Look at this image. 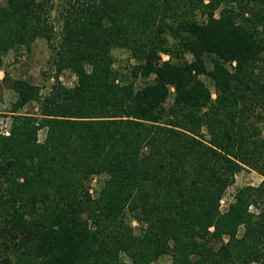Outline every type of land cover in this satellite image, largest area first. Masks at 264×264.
<instances>
[{
    "label": "trees",
    "instance_id": "1",
    "mask_svg": "<svg viewBox=\"0 0 264 264\" xmlns=\"http://www.w3.org/2000/svg\"><path fill=\"white\" fill-rule=\"evenodd\" d=\"M220 1L64 0L56 39L55 0H5L0 49L41 36L55 82L44 95L12 85L0 264H264V0H226L237 10L215 16ZM114 47L129 54L124 74L111 67ZM67 69L71 87L58 77ZM32 100L36 116L16 114ZM245 167L263 178L221 212ZM93 174L106 175L95 198Z\"/></svg>",
    "mask_w": 264,
    "mask_h": 264
},
{
    "label": "rangeland",
    "instance_id": "2",
    "mask_svg": "<svg viewBox=\"0 0 264 264\" xmlns=\"http://www.w3.org/2000/svg\"><path fill=\"white\" fill-rule=\"evenodd\" d=\"M64 0H55V7L51 11V17L55 23L56 32L55 38L60 37V11L61 4ZM5 4V0H0V6ZM234 7L237 10L235 2L229 3L226 0H221L219 6L215 9L214 15L219 16V12L223 8ZM196 19L202 20L203 16L200 11H196L194 14ZM26 42H9L6 49H0V135L8 136L10 128L12 126V112L17 103V92L13 89V83L15 80H25L30 84L38 87L40 94L44 95L51 89L52 84L55 82L54 71L52 68V50L47 45V42L41 36L27 37ZM113 70H118L124 74L127 69L126 65L131 63L129 60L128 52L121 47H114L111 49ZM163 59H168V56L162 54ZM188 59L191 55L186 54ZM207 58V57H206ZM264 58V53H263ZM207 67H211L209 59H206ZM229 68V64H227ZM234 65V62H232ZM59 80L66 87L73 86L77 81L76 74L71 70H64L58 76ZM200 78L204 81L206 86L211 91L212 98L215 97L216 87L214 82L206 75H200ZM144 83V79H138L137 84ZM173 100V89L171 88L169 96L165 102L166 105L171 104ZM37 101L32 100L18 108L16 114L21 115H33L36 116L38 112ZM46 129H39L36 138L37 142H43L45 138ZM257 171L245 167L234 175V182L227 187L225 192L219 201V210L221 212L226 211L228 204L234 200V194L236 190L244 185H257L261 179ZM106 179L105 174H93L87 184V191L92 198L98 196L99 191ZM125 222L129 224L134 233L139 232L140 224L136 219L127 211ZM122 258L128 260L127 256L122 254ZM151 264H171L169 255H162ZM258 264V263H251Z\"/></svg>",
    "mask_w": 264,
    "mask_h": 264
}]
</instances>
